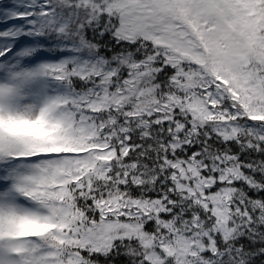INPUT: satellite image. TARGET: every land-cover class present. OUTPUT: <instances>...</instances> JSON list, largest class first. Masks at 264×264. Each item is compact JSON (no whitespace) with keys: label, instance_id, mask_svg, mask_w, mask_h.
<instances>
[{"label":"snow or ice","instance_id":"snow-or-ice-1","mask_svg":"<svg viewBox=\"0 0 264 264\" xmlns=\"http://www.w3.org/2000/svg\"><path fill=\"white\" fill-rule=\"evenodd\" d=\"M0 264H264V0H0Z\"/></svg>","mask_w":264,"mask_h":264},{"label":"trees","instance_id":"trees-1","mask_svg":"<svg viewBox=\"0 0 264 264\" xmlns=\"http://www.w3.org/2000/svg\"><path fill=\"white\" fill-rule=\"evenodd\" d=\"M2 3L6 4L8 3V0H2Z\"/></svg>","mask_w":264,"mask_h":264}]
</instances>
